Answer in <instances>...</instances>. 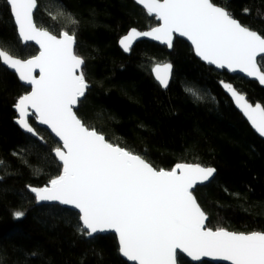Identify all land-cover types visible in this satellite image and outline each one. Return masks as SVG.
<instances>
[{
  "label": "trees",
  "instance_id": "obj_1",
  "mask_svg": "<svg viewBox=\"0 0 264 264\" xmlns=\"http://www.w3.org/2000/svg\"><path fill=\"white\" fill-rule=\"evenodd\" d=\"M212 2L227 6L242 24L264 35V18L257 15V10L264 14V0ZM35 22L57 36L76 33L75 51L85 61L90 85L77 110L85 123L157 169L181 163L214 167L213 181L194 191L208 215L207 227L264 232V140L219 83L232 84L263 106L264 88L205 65L180 39L171 52L141 41L125 55L118 42L129 30L159 25L133 0H38ZM0 48L19 59L38 54L34 45L20 41L5 0H0ZM165 63L173 65L167 90L152 76L154 66ZM258 63L264 71V60ZM29 91L0 62V264H131L119 254L114 234L86 238L76 230V212L36 205L28 186H46L62 169L53 155L59 143L36 125L35 117L29 123L43 140L23 133L15 122L14 104ZM16 211L24 216L14 218ZM182 257L178 264H193Z\"/></svg>",
  "mask_w": 264,
  "mask_h": 264
},
{
  "label": "snow or ice",
  "instance_id": "obj_2",
  "mask_svg": "<svg viewBox=\"0 0 264 264\" xmlns=\"http://www.w3.org/2000/svg\"><path fill=\"white\" fill-rule=\"evenodd\" d=\"M136 2L160 24L149 31L131 29L119 40L125 52L140 37H150L171 49L178 34L191 42L195 55L207 64L244 73L264 85V71L258 66V57L264 60V35L242 24L227 6H218L212 0ZM5 3L14 17L19 39L39 46V54L28 59L14 58L0 49V62L31 86L14 104L18 113L15 122L43 140L29 123V117L34 116L60 142L53 152L62 171L46 186H28L35 201H55L76 210V230L86 238L115 233L119 254L132 264H177V250L192 261L210 258L228 264H264V232L206 227L208 215L193 190L213 181L216 169L184 163L171 170L157 169L142 155L110 142L101 131L85 123L77 109L86 102L90 85L83 70L85 61L75 51V31H63L58 38L38 27L33 19L38 0ZM243 11L250 12L247 8ZM257 15L264 18L259 10ZM69 18L72 24H78L71 14ZM171 70L170 63L152 69L164 88L169 85ZM221 83L251 126L264 137V106H253L232 84ZM13 216L21 218L24 212L16 211Z\"/></svg>",
  "mask_w": 264,
  "mask_h": 264
},
{
  "label": "water",
  "instance_id": "obj_3",
  "mask_svg": "<svg viewBox=\"0 0 264 264\" xmlns=\"http://www.w3.org/2000/svg\"><path fill=\"white\" fill-rule=\"evenodd\" d=\"M134 1V3L136 4V5H138L140 8H142L143 10H145L146 12H147V10L146 9H144L143 8V5H141V4H139V3H137L136 2V0H133ZM37 9H38V6H37V8L34 10V13H33V19H34V22H35V13H36V11H37ZM150 16H152V17H154V15H150ZM12 17H13V15H12ZM13 20H14V17H13ZM158 21V20H157ZM159 22V24H160V21H158ZM14 23H15V21H14ZM36 23V22H35ZM36 25H37V23H36ZM15 26H16V24H15ZM38 26V25H37ZM159 26V25H158ZM39 27V26H38ZM157 27V26H156ZM16 29H17V26H16ZM44 30H46V29H44ZM137 30V29H136ZM151 30V29H150ZM48 31V30H47ZM138 31H140V30H138ZM146 31H149V30H146ZM50 32V31H49ZM130 32V30L128 31V33ZM141 32H143V31H141ZM51 33V32H50ZM127 33V34H128ZM17 34H18V31H17ZM51 34H53V33H51ZM126 34V35H127ZM54 35V34H53ZM125 36V35H124ZM123 36V37H124ZM58 38L60 37V36H57ZM122 37V38H123ZM121 38V39H122ZM176 39H180V40H183V41H185V42H187L191 47H192V45H191V42L190 41H188L185 37H180L178 34L177 35H175L174 36V39H173V45H174V43H175V41H176ZM21 41V40H20ZM141 41H149V42H152V43H155V44H157V45H159V46H162V47H166L167 49H168V51L169 52H171L172 50H173V47L170 49V48H168L166 45H164V44H162V43H160L159 41H155V40H152L150 37H140V38H138V39H136L134 42H133V44H132V47H131V50L129 51V52H125L123 49H122V47L120 46V44H119V42H118V47L120 48V50L125 54V55H130L131 54V51H132V49L136 46V44L137 43H139V42H141ZM22 42V41H21ZM22 44L23 45H27V44H24L23 42H22ZM28 44H32V45H34L36 48H37V50H38V54H39V46L38 45H36L34 42H29ZM1 49V48H0ZM192 49H193V47H192ZM193 52H194V49H193ZM37 54V55H38ZM194 55H195V52H194ZM196 56V55H195ZM15 58V57H14ZM196 58L197 59H199L202 63H204L205 65H207V66H209V67H212V68H214L215 70H217V71H219V72H223V71H225L226 73H228L229 75H232V76H240V77H243L244 79H247V80H249V81H253V82H256L261 88H264V85H261L256 79H254V78H251V77H248V76H246L244 73H240V72H231V71H229L228 69H219V68H216L214 65H209V64H207L205 61H203V60H201L198 56H196ZM260 58L258 57V60H259ZM1 64L5 67V68H7L10 72H12L13 74H15L17 77H18V75L14 72V70H12V69H10V68H8L6 65H4L2 62H1ZM171 64V63H170ZM160 65H162V64H160ZM172 65V64H171ZM258 66H259V63H258ZM260 67V66H259ZM83 68H84V66H83ZM261 68V67H260ZM262 71V70H261ZM172 74H173V65H172V70H171V76H170V79H169V85H170V83H171V80H172ZM36 75L38 76L39 75V72H38V70H37V72H36ZM152 76H153V78H154V80L158 83V85L163 89V90H167L168 89V87H169V85H168V87L167 88H164V87H162L160 84H159V82L155 79V74H154V72L152 71ZM19 79V78H18ZM21 82V84L23 85V86H25L26 88H29L30 90H31V86L30 85H27V84H24L22 81H20ZM222 82V81H221ZM219 83V85H220V87L222 88V90H223V92L225 93V95L230 99V101L232 102V104L234 105V107L236 108V110L243 116V118L247 121V123L249 124V126L251 127V129L258 135V137H260L262 140H264V137H261L260 135H259V133H257L256 131H255V129L251 126V124H250V122L246 119V117H244V115L242 114V112L239 110V108H237V106L235 105V103H234V101L232 100V98H231V96L224 90V88H223V86H222V83ZM225 83V82H224ZM234 87V86H233ZM235 88V87H234ZM237 90V89H236ZM238 91V90H237ZM239 92V91H238ZM87 94V93H86ZM242 94V93H241ZM242 95H244V94H242ZM245 96V95H244ZM245 98H246V100L249 102V103H251L248 99H247V97L245 96ZM253 106H255L256 104H260L261 106H263L261 103H255V104H253V103H251ZM78 107H79V105H78ZM78 110V109H77ZM16 111V110H15ZM16 114H17V117H18V113L16 112ZM30 117H34V116H30ZM29 117V118H30ZM17 124V123H16ZM36 125L39 127V128H42V129H45V130H47L49 133H50V135L60 144V142H59V138L58 137H55V135H54V133H52L51 132V130L50 129H48L47 128V126L46 125H40L37 121H36ZM17 126L20 128V126L17 124ZM20 130L23 132V133H25V134H27V135H30L31 137H33L30 133H27V132H25L22 128H20ZM33 138H35V139H39L38 137H33ZM53 155H54V152H53ZM215 176H216V173H215ZM215 176H214V178H215ZM213 178V179H214ZM212 182V181H211ZM211 182H209V184L211 183ZM198 187H203V185H197V187L196 188H198ZM196 188L193 190V191H195L196 190ZM28 191H29V188H28ZM30 192V191H29ZM31 193V192H30ZM33 196H34V194L33 193H31ZM36 205L37 206H44V205H48V206H52V205H56V206H59V207H61V208H64V209H67V210H70V211H74V212H76V210H73V209H71L69 206H63V205H60L58 202H55V201H52V202H39V203H37L36 202ZM207 222H208V220L206 221V227H207ZM108 234H114L115 236H116V234L115 233H113V232H107V233H101V234H98L97 236H101V235H108ZM116 238H117V240H118V237L116 236ZM179 255H181V256H183V257H185L186 259H188L191 263H193V264H198V263H202V262H209V263H211V264H228V262H222V261H213V260H211L210 258H203L201 261H192L191 260V258L190 257H187L186 256V254H183V253H180L179 252V250H177V264H178V257H179ZM124 258V257H123ZM125 260H126V258H124ZM127 261V260H126ZM129 262V261H128ZM129 263H131L132 264V262H129Z\"/></svg>",
  "mask_w": 264,
  "mask_h": 264
}]
</instances>
